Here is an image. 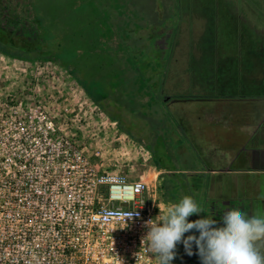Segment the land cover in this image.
<instances>
[{"label": "built area", "instance_id": "1", "mask_svg": "<svg viewBox=\"0 0 264 264\" xmlns=\"http://www.w3.org/2000/svg\"><path fill=\"white\" fill-rule=\"evenodd\" d=\"M27 63L50 76L0 91V264H158L146 222L170 203L156 177L127 171L134 154L117 120L39 87L71 75L53 60ZM129 212L126 226L116 217Z\"/></svg>", "mask_w": 264, "mask_h": 264}, {"label": "rangeland", "instance_id": "2", "mask_svg": "<svg viewBox=\"0 0 264 264\" xmlns=\"http://www.w3.org/2000/svg\"><path fill=\"white\" fill-rule=\"evenodd\" d=\"M125 3L131 12L128 14L131 15L130 25L138 28L137 21L142 25L139 24L142 29H132L141 36L132 34L130 37L133 43L147 51L139 52L138 63L154 65L156 72L149 68L148 73L155 82L147 83L152 86L148 89L147 101L138 97L129 102L130 93L127 94L125 89L113 95L122 109L109 103V99H103L104 111L115 114L121 120V126L133 135L124 140L125 146L134 154L132 164L135 168L127 170L131 176L156 177L157 187L165 179L167 184L173 183L172 177L178 176L182 186L189 190L191 182L199 185L204 179L199 175L192 180L189 173L182 170L218 165L226 155L221 147L213 149L195 145L198 141L196 131H201L202 126L213 125L219 119L224 121L223 117L227 120L226 112L220 115L212 112L213 108L224 105L215 100L216 96L243 90L238 88L240 82L235 80H239L238 74L244 68L238 60L242 61L245 51L235 49V43L244 40L240 38L241 34L238 38L235 31L264 29V0H125ZM123 12L127 14L126 10ZM32 29L34 23L29 0H0V35L4 36L0 41L1 48L14 50L20 40L11 41L10 36L15 34L24 40ZM147 48L152 56L143 58L149 54ZM26 62L0 52V91L19 89L22 82L32 75L50 76L45 68H36ZM57 65L63 75L64 68L59 63ZM24 66L26 72L22 70ZM87 84L92 88V94L100 99L94 84L89 81ZM39 87L44 91L59 89L63 95L62 102L69 106L97 110L96 104L74 78L65 81L51 77L47 82L41 81ZM139 88V83H135L128 90L135 94ZM166 96L172 98L165 101ZM65 97L68 99L64 100ZM151 97L160 99L154 101ZM140 141L148 144L157 158L152 152L150 158L146 148L142 144L139 146ZM160 162L174 168L173 172L164 169L158 172L156 163ZM124 168L127 169L126 166ZM157 192L164 196L163 191ZM203 195L207 200L208 195L204 191Z\"/></svg>", "mask_w": 264, "mask_h": 264}, {"label": "trees", "instance_id": "3", "mask_svg": "<svg viewBox=\"0 0 264 264\" xmlns=\"http://www.w3.org/2000/svg\"><path fill=\"white\" fill-rule=\"evenodd\" d=\"M29 5L33 14V31L25 35L24 40L12 34L11 41L20 40L15 45L16 48L8 50L0 47V52L27 61L56 59L55 62L77 81L102 111L103 99L110 98L116 103L118 100L113 95L125 89L127 94L130 93L127 99L129 102L132 103V100L138 97L146 98L147 101L148 89L151 87L147 84H151L147 73L152 66L145 62L144 65L138 63L139 52L147 51L130 39L132 34L139 35L132 29L142 27L138 21V28L130 25L131 15L128 14L131 12L125 0H29ZM125 10L127 14L123 12ZM3 37L0 35V41ZM24 41L28 43L25 44ZM147 50L149 51L148 48ZM149 55L152 56L151 51L143 58ZM87 81L94 84V88L100 93V99L92 94V88H89ZM135 83H139L140 88L133 94L128 89ZM151 99L159 100L156 97ZM106 115L118 120L115 114ZM118 123L123 132L131 133L121 126L120 121ZM141 144L152 151L148 144ZM156 166L168 172L174 170L163 163H156ZM188 176L195 180L199 175L195 172L189 173ZM178 179V176H174L173 183L167 184L165 179L158 185L157 190L164 192V201L175 204L183 197L190 196L200 204L204 199L201 185L191 182V189L182 192ZM199 218L194 214L188 219L192 221ZM191 234L193 232L186 233L185 236ZM195 234L198 235V232ZM195 251L193 245V252ZM176 252L177 256L172 264H201L197 255L188 256L185 253L182 243L177 245Z\"/></svg>", "mask_w": 264, "mask_h": 264}, {"label": "crops", "instance_id": "4", "mask_svg": "<svg viewBox=\"0 0 264 264\" xmlns=\"http://www.w3.org/2000/svg\"><path fill=\"white\" fill-rule=\"evenodd\" d=\"M235 33L238 38L241 34L240 38L244 40L235 43V49L245 51L242 61L238 60L244 68L238 74L239 80H235L240 82L238 88L243 90L216 96L215 100L228 106L225 109L224 105H219L212 112L217 115L226 112L227 120L223 117L224 121L219 119L213 125L202 126L201 131L197 129L198 141L195 143L213 149L221 147L226 155L218 165L182 170L203 177L204 182L200 185L208 199L204 197L198 204L204 212L199 217L207 215L218 222L222 215L233 209L249 216L264 213V199H261L264 197V29H237ZM171 98L168 96L165 101ZM128 135L133 137L131 133Z\"/></svg>", "mask_w": 264, "mask_h": 264}, {"label": "clouds", "instance_id": "5", "mask_svg": "<svg viewBox=\"0 0 264 264\" xmlns=\"http://www.w3.org/2000/svg\"><path fill=\"white\" fill-rule=\"evenodd\" d=\"M201 213L203 208L192 197L185 196L167 206L158 223L149 227V221L146 222L148 250L158 264H172L180 243L185 253L197 255L201 264H264V213L249 216L233 209L222 215L220 222L207 215L188 219ZM132 216L133 212H129L116 218L127 226L126 219L131 220ZM189 232L193 234L185 236Z\"/></svg>", "mask_w": 264, "mask_h": 264}, {"label": "flooded vegetation", "instance_id": "6", "mask_svg": "<svg viewBox=\"0 0 264 264\" xmlns=\"http://www.w3.org/2000/svg\"><path fill=\"white\" fill-rule=\"evenodd\" d=\"M148 66H152V68H150L151 69V71L152 72H156V70H154L155 68H154V65L151 63L150 65H148ZM150 69H149V72H150ZM133 74H134V72H132ZM131 73V74H132ZM149 75H151L150 73H147V77L149 78ZM150 80V82H152V83H154L155 82V80L153 79V78H149ZM152 87V86H151ZM168 98V96H166V97H164V100L165 99H167ZM160 99V98H159ZM161 99H162V97H161ZM163 100V99H162ZM109 103H111V104H113L115 107L117 106L118 108H120V109H122V107L116 102H114V101H112V100H110V98H109ZM117 108V109H118ZM119 110V109H118ZM124 111V110H123ZM105 112V111H104ZM124 113H125V111H124ZM118 121H120L121 122V120L118 118V120H117V122ZM119 124V123H118ZM128 135V134H127ZM146 144V143H145ZM140 145H141V143H140ZM143 145V144H142ZM148 152H149V155H150V158H151V152L154 154V152L153 151H150V150H148V149H146ZM154 156L157 158V155L156 154H154ZM161 163V162H160ZM160 170V169H159ZM180 183V187H183V189H180L182 192H184V191H186L187 190V188H185L184 186H182L183 184L181 183V182H179ZM190 185H192V183H190ZM166 202V201H165ZM167 203H169V202H167ZM170 205H171V203H170ZM197 216H199V215H197Z\"/></svg>", "mask_w": 264, "mask_h": 264}]
</instances>
